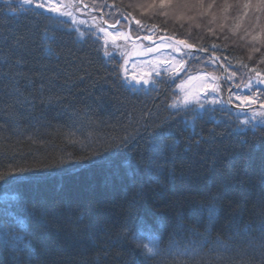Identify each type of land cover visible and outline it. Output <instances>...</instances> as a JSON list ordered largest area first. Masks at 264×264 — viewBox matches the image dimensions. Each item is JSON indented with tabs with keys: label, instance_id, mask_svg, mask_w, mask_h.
<instances>
[{
	"label": "trees",
	"instance_id": "obj_1",
	"mask_svg": "<svg viewBox=\"0 0 264 264\" xmlns=\"http://www.w3.org/2000/svg\"><path fill=\"white\" fill-rule=\"evenodd\" d=\"M82 1L102 10L108 22L125 16L120 21L129 20L133 36L168 34L215 53L225 74L208 54L179 48L181 54H194L184 57L183 71L160 73L155 81L167 83L157 84L147 95L152 83L142 88L129 83L141 88L133 93L120 86L125 77L117 49L113 45L110 51L91 35L103 26L96 12L73 0L78 15L96 18L98 24L90 30L68 17H61V24L31 10L13 13L0 0V173L15 181L23 169L25 177L18 192L15 183L0 182V217L4 201L14 203L13 197L20 196L19 206L11 211L22 218L20 226L35 253L32 264H145L130 237L121 234L130 211L143 243L161 240L167 250L162 264H240L241 255L251 252L243 234L250 227L257 237L264 225V130L240 122L264 108H233L224 89L233 82L235 90L245 89L246 94L260 91V97L243 104L231 97L237 104L264 102V2L164 0L160 7L161 0ZM244 1L251 5L245 8ZM8 3L17 6V0ZM191 12L193 17L188 16ZM204 64L216 76L222 73V79H216L222 95L218 103L211 104L207 97L200 100L216 111L206 114L197 127L205 139L214 130L215 142L185 152L182 141L191 129L181 134L177 125L181 144L174 162L163 171L146 174L140 164L147 154L143 125L168 117L174 109L167 105L177 103L182 76L201 72ZM9 70L18 85L3 75ZM126 135H136L128 149L105 158L95 155ZM125 160L131 161V169L121 167ZM219 193L223 199L213 221H208L206 212L194 214ZM177 221L182 229H175ZM206 227L207 246L189 256L185 248L191 251L192 241L205 239ZM192 229L201 235H193ZM217 240L228 241L231 247L216 249ZM7 245L0 231V264H14Z\"/></svg>",
	"mask_w": 264,
	"mask_h": 264
},
{
	"label": "snow or ice",
	"instance_id": "obj_2",
	"mask_svg": "<svg viewBox=\"0 0 264 264\" xmlns=\"http://www.w3.org/2000/svg\"><path fill=\"white\" fill-rule=\"evenodd\" d=\"M264 2V0H262ZM7 5V9L10 12L16 13L20 10L23 11H33L36 16H44L47 14V18L49 20L57 21L58 23L63 24V20L61 17H68L70 19H75L73 16L72 9L74 7L79 10L78 5L73 3V0H60V4L56 3V0H17V6L14 7L12 4L8 3V0H5ZM164 0H161V7H163ZM46 10V11H42ZM81 23H84L81 21ZM135 23L137 25L140 24L139 20H136ZM116 24H120V20H116ZM80 30L77 29V32ZM99 32L105 33L108 36H111L113 40L117 38H127L124 36L122 32H118L114 35L112 32L107 31L104 28H99ZM81 35H85L81 33ZM91 35L95 36L96 39H99V36H96L95 31L91 33ZM19 44V41H17ZM176 44L182 45L185 44L184 41L178 40ZM172 47V45H168ZM160 46L158 45L157 48ZM186 47L191 48V45H186ZM213 48L216 45L212 46ZM12 54L15 55V51L11 50ZM149 51H152L150 48ZM174 51H180L179 48H175ZM105 55L109 54L105 51ZM193 53H184L180 59L176 60V65L173 66L172 71L178 75L180 71H183L182 61L184 57L193 58ZM175 59V57H173ZM198 59V58H197ZM21 63V59H17L15 61L16 65ZM168 71V69H165ZM7 78L12 79L19 84V80L17 76L11 74L10 70L8 73H3ZM17 75H20L19 73ZM156 76H160V72H156ZM172 83L175 82V79L172 78ZM138 85L140 81L136 82ZM167 83L163 79L157 80L153 82L149 89L145 90V95H147L148 91L156 90L157 84ZM144 85H148L149 81L144 80ZM121 87H124L133 93H137L141 90V88L135 87L127 81V79H123L121 81ZM43 87V85L41 86ZM16 91L19 92V88H16ZM239 99V97H237ZM16 103H19V98H16ZM231 102V96L229 97L228 103ZM218 101L216 99L211 100V104L215 105ZM169 109H174V111L169 112L168 117L159 120V121H149L143 125V134L146 136V145H147V154L141 157V167L143 168L146 174H152L154 172L163 171L170 164L174 162L175 153L180 149L181 141L178 139L177 135V125H180L179 132L182 134L185 130L191 129L190 134L187 137H184L183 143V151L191 152L194 149H198L200 145L203 144H212L215 142V133H209L208 139H205L203 136V129L197 131L198 122L203 121L204 116L209 112L216 111L215 108L209 109L205 107L204 103H201L198 98L189 99L185 96L179 103L173 102L167 105ZM264 108V105H262ZM221 110H225L221 108ZM145 116L150 115L149 113H145ZM260 117V119L256 123H252V120L255 117ZM177 117L180 119L177 120ZM243 125L249 126L255 130L257 127H261L264 130V111L254 112L252 117L245 119L240 122ZM136 134H140V128L136 129ZM136 140V135H126L122 137L118 143L110 144L103 152L95 153L96 156L100 158L110 157L112 154H118L120 151L128 149L130 145ZM264 140V137H262ZM247 142V141H245ZM171 154V155H170ZM121 167L126 170L131 169V161L125 160L122 162ZM134 171V170H133ZM24 170H20V175L15 178V181L9 179L7 174L0 173V182H3L5 185H17L18 192V183L20 180L24 179ZM7 195V193H6ZM20 196L13 197V201L5 200L4 201V213L3 216L0 217V231H2L8 241V250L9 256L13 260L14 264H32L33 258L35 256L33 246L30 241L26 239L23 234V229L20 226L21 217H19L15 212L11 211L13 206H19L20 204ZM223 199V194H215L211 197V202L206 208H202L199 212H194L195 215H200L203 212L207 213L208 221L211 222L217 216L219 211L217 205ZM134 213L129 212L128 219L121 226V234L125 236V238L131 239L134 244V251L142 256L145 264L147 261L151 260H159L162 264L163 260L166 258L167 250L161 247V240L158 238H154L150 243H143L140 238L137 236L136 230L133 228L132 218ZM7 221V223H5ZM183 224L180 221H177L175 225V229H182ZM157 231L159 229L157 228ZM193 235L199 236L200 233L196 232L194 229L191 230ZM259 232V236H252V229L249 227L248 230L243 234L245 237H248L247 247L251 249V252L245 251L241 255L240 264H264V225L257 230ZM209 233V229L205 228V239L197 242H191V251L188 248H185V252L191 256L195 253H198L201 249L207 246L206 234ZM237 235H240L238 232ZM198 243V246H197ZM172 247V244H169V248ZM231 247L228 241H220L217 240L216 249L227 251ZM183 254V253H182ZM218 259H223V257L218 256ZM225 264H234L232 261H226Z\"/></svg>",
	"mask_w": 264,
	"mask_h": 264
},
{
	"label": "rangeland",
	"instance_id": "obj_3",
	"mask_svg": "<svg viewBox=\"0 0 264 264\" xmlns=\"http://www.w3.org/2000/svg\"><path fill=\"white\" fill-rule=\"evenodd\" d=\"M56 3L59 5L57 1ZM252 3L254 2L252 1ZM243 5L245 6V8H247V6L251 4L250 2H247L246 4V1H244ZM253 5L261 4L255 3ZM72 12L75 20L79 21V23H81V21L85 22L81 23L83 25L87 24V29H90V27H94L95 24H98L96 18L85 16L90 19L89 21L87 20V18H84V16L78 15L76 9L73 8ZM183 12H185V10ZM188 16L193 17L192 12ZM110 23H113V21H111ZM126 26L127 23L125 24L124 22L122 23V21H120V24H116L115 26L103 25L101 27H98L104 28L107 31L112 32L114 35H116L118 32H122L124 36H126ZM97 32L100 39L105 42L106 46H109L110 51H114V49H117V52L120 53L117 54L119 55L121 60L122 74L129 83L136 86L144 85V80H148L149 83H153L158 77L156 76V72L166 73L172 71L173 66L176 65V60L180 59L181 56L184 55L181 54L180 51H174L175 48L179 47L173 45L170 41L165 39L151 44H147L144 42H135L134 44L132 43V41L131 43L126 42L124 38H117L116 40H113L111 36H108L105 33L99 31ZM158 45L160 46L159 48H157ZM168 45H172V47H169ZM150 48L152 49V51H149ZM173 57H175V59H173ZM200 68L201 72L193 74L185 73L182 76V79L179 81L180 85L178 86V88H180V95L178 98H176L177 103H179L185 96H187L189 99L198 98L199 100L207 97L208 101H211L213 98H221V92H219L218 88L216 87V79H222V73L220 72L216 76V74L211 72V69L208 68L207 64H204ZM165 69H168V71H165ZM137 81H140L139 85L136 83ZM231 84H233V87L231 85L226 86L224 92L226 93V91L229 90V97H233L236 101H238V103L243 104L244 102H248L250 97L256 100V97L261 96L260 91L255 90L253 91V94H246L245 89L235 90V84L233 82ZM237 97H239V99ZM145 240L146 238L143 239V241Z\"/></svg>",
	"mask_w": 264,
	"mask_h": 264
},
{
	"label": "water",
	"instance_id": "obj_4",
	"mask_svg": "<svg viewBox=\"0 0 264 264\" xmlns=\"http://www.w3.org/2000/svg\"><path fill=\"white\" fill-rule=\"evenodd\" d=\"M77 1L82 7L88 9L89 11L96 12L99 15L100 21L102 22L103 25H106V26H114V25H116V22L115 23H110V22L106 21L104 19L103 15H102V11L101 10L94 9L91 5L84 3L82 0H77ZM124 18H125V16H121L117 20L124 19ZM126 21H127V26L125 28V35H126V37L128 39H130L132 41H137L139 39H143L147 43H155V42H158L159 40L167 39V40H170L171 42H173L175 44H176V41L182 40V41L185 42V44H182V45L176 44L180 49H182L184 51H197V52L199 51V52H203V53L208 54L209 56H211L217 62L220 71L225 74L224 64L221 62V60L219 59V57L215 53L208 52V51H206L204 49H201V48H199V47H197L195 45H192L191 43L187 42L186 40H184L182 38L174 37V36H171V35H168V34H162V35H158L156 37H149V36H146V35H143V34L134 35L133 36L131 34V32H130V23H129V20L127 18H126ZM186 45H191L192 47L188 48V47H186ZM231 86L233 87V84H231ZM228 91L229 90H227L226 93H225V100H226L227 104L229 106L233 107V108L246 109V108H250V107H262V105H264V102L247 104V105L237 104V103H234L232 101L230 103H228V100H229V92Z\"/></svg>",
	"mask_w": 264,
	"mask_h": 264
},
{
	"label": "bare ground",
	"instance_id": "obj_5",
	"mask_svg": "<svg viewBox=\"0 0 264 264\" xmlns=\"http://www.w3.org/2000/svg\"><path fill=\"white\" fill-rule=\"evenodd\" d=\"M97 10H100V9H97ZM102 11V10H101ZM103 15V14H102ZM99 16V15H98ZM116 22V21H115ZM115 22H113V23H115ZM115 26V25H114Z\"/></svg>",
	"mask_w": 264,
	"mask_h": 264
}]
</instances>
